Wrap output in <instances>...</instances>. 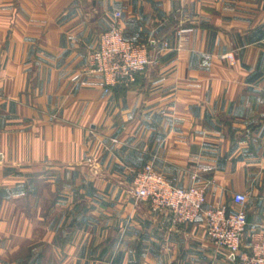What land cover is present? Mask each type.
Listing matches in <instances>:
<instances>
[{
  "label": "crops",
  "instance_id": "obj_1",
  "mask_svg": "<svg viewBox=\"0 0 264 264\" xmlns=\"http://www.w3.org/2000/svg\"><path fill=\"white\" fill-rule=\"evenodd\" d=\"M115 12L160 53L108 94L84 69ZM151 162L264 228V0H0V264H239L136 203Z\"/></svg>",
  "mask_w": 264,
  "mask_h": 264
},
{
  "label": "built area",
  "instance_id": "obj_2",
  "mask_svg": "<svg viewBox=\"0 0 264 264\" xmlns=\"http://www.w3.org/2000/svg\"><path fill=\"white\" fill-rule=\"evenodd\" d=\"M121 13L115 12L110 27L100 36L99 46L93 51L84 69L88 76H100L105 93L119 87L134 85L139 76L158 63L157 55L150 52L151 43H135L125 38ZM187 32L180 29L179 35ZM164 48H169L166 43ZM235 63L234 54L224 56ZM76 75L74 80H78ZM187 187L179 186L158 171L153 162L135 171L131 194L136 203L144 202L151 214H164L172 226L194 223L204 217L208 239L217 247L224 248L230 258L239 264H264V228L252 232L251 242L245 245L248 219L245 207L249 195L233 193L231 203L239 207L232 209L228 204L206 208L207 191L212 181L201 179L199 172L191 177Z\"/></svg>",
  "mask_w": 264,
  "mask_h": 264
},
{
  "label": "rangeland",
  "instance_id": "obj_3",
  "mask_svg": "<svg viewBox=\"0 0 264 264\" xmlns=\"http://www.w3.org/2000/svg\"><path fill=\"white\" fill-rule=\"evenodd\" d=\"M25 251H26V248H24L23 252H25Z\"/></svg>",
  "mask_w": 264,
  "mask_h": 264
}]
</instances>
